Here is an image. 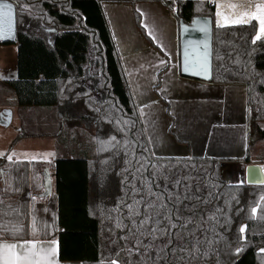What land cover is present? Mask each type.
<instances>
[{"label": "trees", "instance_id": "16d2710c", "mask_svg": "<svg viewBox=\"0 0 264 264\" xmlns=\"http://www.w3.org/2000/svg\"><path fill=\"white\" fill-rule=\"evenodd\" d=\"M12 1L16 11L15 38L12 43L0 44L16 47L17 76L14 80L0 82V104L12 103L20 109L36 108L50 114L49 118L54 122L52 137L55 140V159L46 167L53 172L55 189L47 200L36 202L38 209L45 205L50 208L48 213L40 211L38 216L50 223L53 214L57 218V231L53 235L59 241L60 261L98 264L101 254L107 256L116 247L111 243L115 236L110 231L114 229L115 221L106 217L107 210L114 208L118 198L123 195L119 183L121 176L116 174L122 161L100 165L99 160L109 153L98 154L92 138L97 135L107 138L110 134L121 138L122 134L116 131L113 124L101 118L107 116L105 109L109 108L110 103L115 102L127 117H131L133 112L129 98L131 91L103 12V4H127L133 7L140 2H153L161 3L171 12L168 7L171 0H27L40 6V11L32 10L33 16L27 12L21 15L16 0ZM196 5L197 0H181L178 14H173L177 23L181 21L188 25L193 18L205 17L209 11H214L207 2H204L200 12L196 11ZM40 15L44 19H39ZM134 17L144 34L139 14L135 12ZM251 31L250 26H244L231 31L213 28L212 32L210 84L242 85L246 89L248 135L245 157L237 160L159 158L152 155L149 145L146 146L150 152L145 154L151 157L153 163L164 165L163 171L169 172L173 179L186 177V182L199 184L205 195L213 190L210 185L214 184V191L221 197L215 201L218 205L223 206L224 200H231L233 196L239 200V204L231 201L232 212L229 215L232 222L224 235L232 241V246L231 249L225 247L224 252L240 246L237 230L241 224L248 225L246 241L243 242L247 246L238 256L222 257L223 261L230 259L233 264H261L264 257V254L258 253V249L264 247V220L259 219L262 214L258 211L257 219L249 218V204L264 194V186L229 184L220 173L225 165L243 167L252 163L253 151L259 154L264 152V108L257 111L260 105L250 100L252 93L247 89L249 81L242 75L234 74L238 67L233 63L236 54L251 47ZM217 52L224 57L222 61L215 59ZM229 52L232 53L231 57L228 56ZM251 59L255 70L264 73V45L252 54ZM221 64L224 67H220ZM256 91L259 93L256 99L264 97V84L257 85ZM98 107L101 111H94ZM141 142L146 143V140ZM255 159L264 162L259 157ZM6 166L7 161L0 160V168ZM7 167L13 176L23 174L15 184L21 191L7 194L14 204L20 202L23 215L11 219L30 223L31 218L27 216L30 198L27 194L42 191L39 187L42 179L38 175L41 164L24 163L19 171L15 167ZM102 167L107 170L101 174ZM101 175L102 184L98 179ZM3 180L4 177H1V187L4 186ZM100 208L104 209L103 216ZM237 208L244 210L235 213ZM90 210L95 214L90 215Z\"/></svg>", "mask_w": 264, "mask_h": 264}, {"label": "snow or ice", "instance_id": "6c2138e0", "mask_svg": "<svg viewBox=\"0 0 264 264\" xmlns=\"http://www.w3.org/2000/svg\"><path fill=\"white\" fill-rule=\"evenodd\" d=\"M204 2L205 0H197V12L203 10ZM180 3L181 0H171L168 4L173 14H178ZM207 3L214 11H209L204 18L193 21L199 25L198 31L205 36L203 53L199 52V42L195 44L197 49L195 55L189 54L186 45L182 63L178 60L174 62V53L165 44L163 31L157 29L155 22L150 27L145 20L147 14L139 7L136 8L141 27L160 51L153 54L154 60L148 61L147 65L145 63L139 65L143 73H148L145 77L148 80L147 87L137 82L134 72L139 70L131 69L126 63L122 69L126 76L132 77L131 81H126L132 89L129 93L133 108L132 116L127 117L123 109L112 102L109 108L105 109L107 116L101 117L113 124L116 131L122 134L121 138L118 139L114 134L108 135L107 138H101L99 135L92 138L97 145L98 154L109 153L99 160L100 165H108L109 161L113 164L122 161V166L116 174L121 176L119 183L123 195L118 198L114 208L107 210L106 217L110 221H115L114 229L110 231L115 236L111 243L116 247L110 250L107 256L101 254L98 264H233L230 259L223 261L222 257L238 256L247 246L243 242L246 241L248 225L241 224L237 230V241L241 242L240 246L228 253L224 252L225 247L231 249L232 246V241L228 240L224 233L228 231L232 222L229 215L232 212L231 201L235 200L239 204L236 197L233 196L231 200L225 199L223 206L218 205L215 201L221 197L214 191L216 187L214 184L210 185L213 190L205 195L199 184L186 182V177L177 176L173 179L169 172L163 171L164 165L153 163L151 157L145 155L150 152L146 145L154 146L161 139L158 117L155 116L156 109L153 108L158 101L145 99L148 91L156 89L158 95L165 98L168 92L167 85L176 72L192 73L211 79L213 48L209 37L213 28L231 31L237 27L250 26L251 47L236 54L233 63L238 67L234 74L242 75L249 81L247 89L252 93L250 100L260 105L257 111L264 108V97L256 99L259 96L256 86L264 84V73L255 70L251 59L252 54L264 45V0H207ZM16 6L20 9L21 15L27 12L29 16H33V9L40 11L38 3H30L27 0H16ZM38 18L44 19V16L40 15ZM77 18L79 19V16ZM15 23L13 4L0 2V40L13 35ZM157 31H160V35H157ZM184 31L187 32L188 29L184 28ZM113 39H116L115 34ZM188 43L193 44L192 41ZM117 51H120L119 46ZM228 56L231 57L232 53L229 52ZM120 59L123 61L124 57L121 56ZM215 59L222 61L224 57L217 52ZM220 67L224 65L221 64ZM149 68L152 69L150 73ZM161 71L164 73V79L158 80ZM94 111L100 112L101 109L98 107ZM142 140H146V143H142ZM20 156L24 159L21 160ZM54 156L55 154L51 152L17 154L15 151L10 153L0 151V158L5 159L7 166L15 167L17 171L24 163L32 165L38 160L51 163L48 158ZM7 166L0 168V177H4V186L0 187V264H61L59 241L53 235L57 231L55 224L57 218L53 214L51 223L40 218L38 213L40 211L48 213L50 208L48 205L42 209L36 207L38 200H46L52 195L50 178L45 172V182L39 185L42 191L27 194L30 198L27 213L31 218L30 223L19 219L13 220L11 217L23 215L22 206L19 201L14 204L7 194L21 191L15 184L22 179L23 174L19 177L13 176ZM106 170L102 167L101 174ZM98 179L102 184L103 176H99ZM240 183L243 184L244 181ZM259 183L264 185V179ZM249 207V218L257 219L259 211L262 214L259 219L264 220V194L259 195L258 200L250 202ZM243 210L237 208L235 213ZM99 211L103 216L104 209L100 208ZM91 214L95 213L90 210ZM258 253L264 254V247L259 248ZM261 264H264V257Z\"/></svg>", "mask_w": 264, "mask_h": 264}, {"label": "crops", "instance_id": "0c3cea01", "mask_svg": "<svg viewBox=\"0 0 264 264\" xmlns=\"http://www.w3.org/2000/svg\"><path fill=\"white\" fill-rule=\"evenodd\" d=\"M137 7L147 14L145 20L150 27L155 22L157 29L163 31L164 42L174 53V62L179 61L178 23L173 13L161 3L140 2L133 7L127 4H103V12L112 38L114 34L116 36L113 41L116 48L118 46L120 48L118 52L120 57H124L123 61L120 59L123 68L126 63L131 69L139 70L134 72L137 82L147 87L148 80L145 77L148 73H143L139 65L141 63L147 65L148 61L154 60L153 54L159 53L160 50L153 44L145 30L141 27L143 34L138 28L134 17ZM157 35H160V31H157ZM16 55V47L0 44V82L16 79ZM160 55L163 54L160 53ZM151 71L152 69L149 68L148 72ZM157 78L158 80L164 79L163 71ZM126 79L131 81L132 77L126 76ZM170 79L165 98H161L156 89H150L145 97V99L158 101L153 108L156 109L155 116L158 117L161 139L154 146L149 145L152 155L159 158L206 157L232 160L244 158L248 135L245 87L203 83L183 78L179 72H176V75ZM0 114L6 120V124L0 125V145L3 149L0 151L7 149L8 153L15 151L17 154L45 153L44 145L48 132L51 137L47 138L54 141L53 153L55 154V140L52 137L54 122L49 118V113L36 108L20 109L12 103H7L0 104ZM25 124L31 131L32 140L24 138ZM169 125H171L170 128ZM17 136L20 138L19 141L11 146ZM37 139L42 140L43 143L39 145ZM28 141H32V146L27 144ZM20 159L23 160L24 157L20 156ZM54 159L55 156L49 158L51 163ZM0 160L6 161L2 158ZM34 162L41 164L38 171L39 176L42 177L45 172L48 173L51 179V191L54 192L53 172L46 167L50 163L39 160ZM257 163L264 164V162L257 161H252L251 164ZM244 167L245 165L237 167V171L242 174L243 178ZM220 173L223 178L224 166L221 167ZM43 201L45 200L37 202ZM60 262L61 264H82L76 261Z\"/></svg>", "mask_w": 264, "mask_h": 264}, {"label": "water", "instance_id": "95a60500", "mask_svg": "<svg viewBox=\"0 0 264 264\" xmlns=\"http://www.w3.org/2000/svg\"><path fill=\"white\" fill-rule=\"evenodd\" d=\"M0 2H7V3H12L14 6V16L16 15L15 11V3L12 0H0ZM204 17H195L191 21L190 24L186 25L183 22L178 23V47H179V62L182 63L183 57H184V50L185 46H188L189 54L190 55H195L197 49L195 47L196 42H199V52L200 54L203 53V41L205 40V36L203 33L198 31L199 25L194 23V20L202 19ZM16 20V17H15ZM183 26V27H182ZM184 28H187L188 31L185 32ZM15 32H16V23H15V30L12 36H8L3 40V42H13L15 38ZM211 46H212V35L209 37ZM192 41L193 44H189L188 42ZM180 76L186 79L190 80H195L203 83H210L212 80V72H211V79H205L200 76H196L192 73H183L179 72ZM6 124V120L3 119L2 115L0 114V125ZM251 169V171H249ZM261 169H264V164L262 163H257V164H247L244 167V183L245 185L249 186H264L259 183L261 179H264V171H261ZM47 173V172H46ZM48 175V173H47ZM50 178V176L48 175ZM42 184L45 182V174L42 175ZM251 181V182H249ZM50 184H51V179H50Z\"/></svg>", "mask_w": 264, "mask_h": 264}, {"label": "rangeland", "instance_id": "374dc122", "mask_svg": "<svg viewBox=\"0 0 264 264\" xmlns=\"http://www.w3.org/2000/svg\"><path fill=\"white\" fill-rule=\"evenodd\" d=\"M9 46H12V47L15 48L14 45H9ZM8 49H10V48H8ZM7 80H9V79H7ZM48 121L50 122V119ZM23 128H24V136H25L24 138L25 139L29 138V139L32 140L33 138H30V136L32 135L31 134V131L28 130V127L26 126V124L24 125ZM47 137H51L48 132L46 133V140H45V145H44L45 146V153H49V152L53 153V150H54L53 149V147H54L53 146L54 145V141L53 140H50V138H47ZM19 139L20 138L18 136L15 137V140L12 141L11 146H14L15 143L19 141ZM37 140L39 141V145H41L43 143L42 140H40V139H37ZM27 144L30 145V146H32V141H28ZM51 145H52V147H51ZM3 148H4V143H3ZM263 149H264V146H263ZM0 150H3L2 147H1V145H0ZM41 151H43V150H41ZM4 152L8 153V150L6 149ZM257 153L258 152L253 151V153H252V159H253V161L256 160L255 159L256 157H259L260 159H263L264 160V152H262L260 154L259 153L257 154ZM237 167L236 166H233V165H225L224 166L223 178L225 180H227V182H229L230 184H241L240 182L241 181H244V178L242 177V174L239 171H237L238 170ZM226 170H227V172H226Z\"/></svg>", "mask_w": 264, "mask_h": 264}]
</instances>
